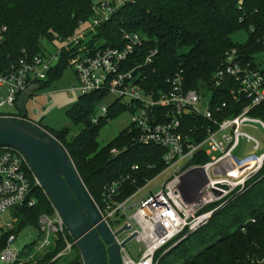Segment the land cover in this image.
I'll list each match as a JSON object with an SVG mask.
<instances>
[{
    "label": "built area",
    "instance_id": "built-area-1",
    "mask_svg": "<svg viewBox=\"0 0 264 264\" xmlns=\"http://www.w3.org/2000/svg\"><path fill=\"white\" fill-rule=\"evenodd\" d=\"M131 1L93 0L88 21L80 20L71 37L58 41L61 45L55 52L21 58L0 72V107L16 108L19 94L27 92L31 84L39 86L38 82L47 78L62 51L66 53V64L75 77L77 86L72 89L82 94L110 95L126 103L131 112L126 127L136 131L137 143L163 147L165 166L156 175L147 177L142 185L135 186L124 198L120 196L129 184L130 176L114 178L103 186L99 202L93 201L113 234L123 225L127 227L113 238L120 246L121 264H156L157 253L164 254L206 224L213 213L226 205L230 196L241 192L264 165L261 144L244 129L255 125L264 129L263 119L252 112L264 102L261 70L264 66L254 60L257 53L264 54V33L258 39L262 49L253 57L245 59L237 48L224 53L221 65L211 76L208 90L186 89L181 73L165 78L166 87L148 89L144 83L148 77L145 66L151 63L157 51L151 50L143 62L131 58L142 42L141 34L121 31V45H91L97 28L107 23L119 7ZM254 63L259 66L255 68ZM216 89H221L220 93L228 94L233 101L220 104L214 101ZM107 108L100 105L99 116L104 115ZM224 110L229 114L222 117ZM99 116L93 115L92 123H97ZM0 117L15 119L21 115L16 108L14 113L0 111ZM21 119L48 132L26 116ZM203 157L206 158L204 161L201 160ZM132 169L139 170L140 167L133 165ZM169 169L172 173L163 183L152 185L137 199L136 195L151 185L154 177ZM35 187L42 188L25 156L9 146L0 145V216L7 210L14 214L12 222L1 228L14 226L17 221L15 208L34 207L37 203L33 193ZM51 206L52 213L39 215L42 236L34 250L49 249L61 234L64 249L58 255L68 254L74 243L66 235L69 232L63 218L52 203ZM250 220L254 221L253 218ZM133 233L132 239L140 246L132 253L126 244L120 243ZM15 239L16 236L11 234L0 251L2 264L22 263L24 245L17 249L13 245ZM250 258V264H264V256Z\"/></svg>",
    "mask_w": 264,
    "mask_h": 264
},
{
    "label": "trees",
    "instance_id": "trees-1",
    "mask_svg": "<svg viewBox=\"0 0 264 264\" xmlns=\"http://www.w3.org/2000/svg\"><path fill=\"white\" fill-rule=\"evenodd\" d=\"M92 5L93 0H0V72L21 58L43 55L42 41L53 43L71 37L80 20L88 21ZM241 29L248 33L247 40L233 43L231 35ZM97 30L91 45L103 47L121 45V31L141 34L142 42L131 56L139 62H143L151 50L157 51L151 63L145 66L146 88L166 87L165 78L181 73L186 89L208 90L211 76L227 50L237 48L245 59L261 51L258 39L264 33V0H133L119 7ZM65 54L62 51L47 78L38 82L41 88L62 77L67 66ZM257 66L254 63V67ZM261 70L264 76V67ZM220 90H214V101L219 104L233 101ZM102 97L103 94L98 93H81L78 102L66 111L78 130L64 127L53 131L44 127L67 150L81 182L96 203L103 186L114 178L130 176L120 196L124 198L165 166L164 148L137 143V133L128 130L129 127L99 146L97 138L102 126L128 110L125 102L114 99L97 123H92ZM237 107L239 105L236 111ZM252 112L264 121V102ZM228 114L224 110L222 117ZM133 165H139L140 169L133 170ZM33 190L37 200L34 207L15 213L17 221L12 228L0 227V251L11 234L17 236L26 226L35 227L41 238L39 215L52 213V206L42 188ZM227 202L197 231L164 254L157 253L156 264H250V257H263L264 165L244 189L230 196ZM66 235L71 240L67 232ZM35 245L23 246L21 264H80L74 244L68 254L58 255L64 249L61 234L49 249L37 254L33 253Z\"/></svg>",
    "mask_w": 264,
    "mask_h": 264
},
{
    "label": "water",
    "instance_id": "water-1",
    "mask_svg": "<svg viewBox=\"0 0 264 264\" xmlns=\"http://www.w3.org/2000/svg\"><path fill=\"white\" fill-rule=\"evenodd\" d=\"M40 86L31 84L15 103L21 118L26 116V101ZM21 118L0 117V145L20 151L36 175L45 195L63 218L66 231L78 250L80 264H121L119 244L98 213L78 171L64 147L56 138ZM18 212L20 208H15ZM135 233L124 239V245Z\"/></svg>",
    "mask_w": 264,
    "mask_h": 264
},
{
    "label": "rangeland",
    "instance_id": "rangeland-1",
    "mask_svg": "<svg viewBox=\"0 0 264 264\" xmlns=\"http://www.w3.org/2000/svg\"><path fill=\"white\" fill-rule=\"evenodd\" d=\"M248 33L244 30H240L231 35L233 43H243L247 40ZM45 48V52L53 53L56 47H59L61 43L59 42H48L42 41ZM255 62L260 61L261 67L264 66V54L262 52L257 53L254 57ZM63 71V75L59 80H56L46 88H39L34 93L31 94L29 99L26 101V117L32 119L36 123L40 124L42 127L47 128V130L57 131L67 127L71 130H78V127L74 126L72 121L67 117L66 111L73 107L78 101V97L81 92L77 89H72V86H77L73 71L69 65H67ZM50 99V100H49ZM114 101V97L110 95H103L101 101L96 107L94 112L95 116L101 115L100 105H105L106 107L111 105ZM122 102H124L122 100ZM16 108L9 106L0 107L2 112L14 113ZM131 112L125 110L119 113L116 117L109 120L102 128L99 130L98 134V144L103 146L113 140V138L118 135L119 131L125 128L131 120ZM253 137H255L261 144L260 150H264V129L261 126L255 125V127H244ZM244 142V141H243ZM181 164V162H179ZM179 166V165H178ZM171 169L165 170L161 175L154 177L151 185H148L145 189L139 192L136 197L140 198L141 195L145 194L150 190L152 185H158L163 183L164 179L171 175ZM130 211H128L129 213ZM12 210H7L0 216V226L5 225L7 222H12L13 219ZM40 240L36 228L32 226L24 227L16 236L13 245L19 249L23 245L38 243ZM126 246L130 252L133 253L139 245L134 239L126 243ZM43 250H38L35 248L34 252H42ZM34 260V259H32ZM0 264H2L0 262ZM4 264V263H3Z\"/></svg>",
    "mask_w": 264,
    "mask_h": 264
}]
</instances>
